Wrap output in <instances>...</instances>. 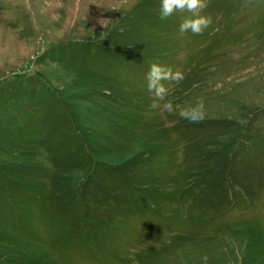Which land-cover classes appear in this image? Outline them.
I'll return each mask as SVG.
<instances>
[{
    "label": "rangeland",
    "instance_id": "rangeland-1",
    "mask_svg": "<svg viewBox=\"0 0 264 264\" xmlns=\"http://www.w3.org/2000/svg\"><path fill=\"white\" fill-rule=\"evenodd\" d=\"M160 3L0 0V264H264V0Z\"/></svg>",
    "mask_w": 264,
    "mask_h": 264
},
{
    "label": "clouds",
    "instance_id": "clouds-1",
    "mask_svg": "<svg viewBox=\"0 0 264 264\" xmlns=\"http://www.w3.org/2000/svg\"><path fill=\"white\" fill-rule=\"evenodd\" d=\"M206 7V0H161L160 19L165 20L175 12L186 11L190 15L183 18L179 25V32L181 34L190 32L193 35H201L211 24V18L202 14ZM146 78L147 89L155 97L150 107L153 109L162 108L169 114H178L181 119L187 120L189 123H199L205 119L206 111L203 99L195 105L186 107L174 106L173 100L165 99L168 96L169 87L165 86L163 82L172 81L179 84L184 79V74L181 71H173L171 68L152 63ZM177 108H179L178 113ZM201 259L203 264H208L209 257L207 254L202 256Z\"/></svg>",
    "mask_w": 264,
    "mask_h": 264
}]
</instances>
